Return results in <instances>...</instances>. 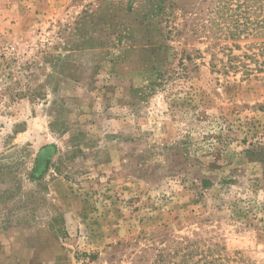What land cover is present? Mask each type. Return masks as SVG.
<instances>
[{
	"label": "rangeland",
	"instance_id": "374dc122",
	"mask_svg": "<svg viewBox=\"0 0 264 264\" xmlns=\"http://www.w3.org/2000/svg\"><path fill=\"white\" fill-rule=\"evenodd\" d=\"M147 1L0 0V264H264V34Z\"/></svg>",
	"mask_w": 264,
	"mask_h": 264
},
{
	"label": "trees",
	"instance_id": "16d2710c",
	"mask_svg": "<svg viewBox=\"0 0 264 264\" xmlns=\"http://www.w3.org/2000/svg\"><path fill=\"white\" fill-rule=\"evenodd\" d=\"M235 9L237 11H234V22H233V27L234 30L231 28H227L228 30V35L233 38L236 39L237 37H239V32H240V26L241 25H249V34H257V33H261L264 34V19L262 17L261 20H256L254 18H252V15H255L257 10H261V8L264 6V0H235ZM148 10L147 12L144 14L145 17L151 16V17H157L158 18V22H161L162 20L165 22L166 21V11L165 9L170 7L172 8L174 6V0H148ZM229 6H231V2L229 3L228 0H222L219 5H218V9L220 11H222L223 9H228L230 8ZM257 17V15H256ZM241 19H245V23H243L241 21ZM247 21V22H246ZM251 26V27H250ZM157 35L158 36H162V31H160L159 27H157ZM172 34V32L167 31L166 35H164V38H168L170 37V35ZM262 47L264 48V42L261 43ZM156 48H163L166 49L167 47L161 46V45H155ZM189 60L190 57L188 55L183 56L180 58L179 61L182 60ZM156 63V62H154ZM184 66V65H182ZM154 68V67H152ZM153 73V72H152ZM154 78L153 79H149V84L147 85V87L149 88L150 91L154 90L155 86L159 83H157L158 81H156V78H161L162 72L160 71H155L153 73ZM139 92L141 91L140 89L138 90ZM262 150V147L261 149ZM245 154L249 155L250 153H252L251 150L249 149H245ZM259 153H262V151H259ZM211 184V181L209 179H203L201 181V186L206 188ZM191 248V249H190ZM202 250V249H200ZM211 249L207 248L206 251L203 252V254L196 260L193 261V255L197 252H199V249H193L190 245H187L184 247V251H183V264H225L222 261L221 257H214L212 255V251H210ZM209 256H211V258H209ZM219 263H216V262ZM222 261V263H220Z\"/></svg>",
	"mask_w": 264,
	"mask_h": 264
}]
</instances>
